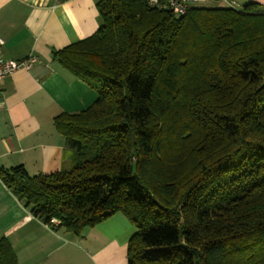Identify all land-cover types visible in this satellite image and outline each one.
<instances>
[{"label": "trees", "instance_id": "16d2710c", "mask_svg": "<svg viewBox=\"0 0 264 264\" xmlns=\"http://www.w3.org/2000/svg\"><path fill=\"white\" fill-rule=\"evenodd\" d=\"M97 7V31L53 52L97 91L54 118L71 165L0 179L75 234L123 213L129 264H264V3ZM0 264H20L6 236Z\"/></svg>", "mask_w": 264, "mask_h": 264}, {"label": "crops", "instance_id": "0c3cea01", "mask_svg": "<svg viewBox=\"0 0 264 264\" xmlns=\"http://www.w3.org/2000/svg\"><path fill=\"white\" fill-rule=\"evenodd\" d=\"M98 1L0 0L3 55L37 57L31 68L16 70L0 84V166L22 164L36 175L71 165L75 149L54 118L87 109L97 91L54 60L53 52L97 31ZM135 231L120 212L80 234L52 228L0 179V238L9 239L20 264H129Z\"/></svg>", "mask_w": 264, "mask_h": 264}, {"label": "built area", "instance_id": "2783aa9c", "mask_svg": "<svg viewBox=\"0 0 264 264\" xmlns=\"http://www.w3.org/2000/svg\"><path fill=\"white\" fill-rule=\"evenodd\" d=\"M150 6L158 7L161 9L167 8L172 10L176 15L185 14L191 7L198 6L201 3L212 1V0H146ZM4 41L0 37V45H3ZM37 61V57L30 55L27 58L16 60L11 58H6L0 48V84L3 79L14 73L16 70L21 68H31L33 64ZM60 223L57 218L51 219L47 223L50 227L54 228Z\"/></svg>", "mask_w": 264, "mask_h": 264}, {"label": "rangeland", "instance_id": "374dc122", "mask_svg": "<svg viewBox=\"0 0 264 264\" xmlns=\"http://www.w3.org/2000/svg\"><path fill=\"white\" fill-rule=\"evenodd\" d=\"M253 0H236L235 2H228L226 0H212V1H208V2H204L201 3L200 5H205V6H219V5H223V6H234V7H242L243 5L251 2ZM260 2H264V0H258Z\"/></svg>", "mask_w": 264, "mask_h": 264}]
</instances>
